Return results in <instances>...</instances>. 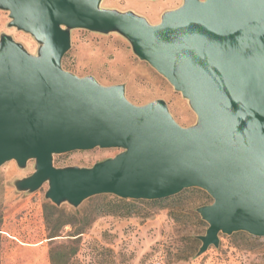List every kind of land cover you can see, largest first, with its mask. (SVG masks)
<instances>
[{
    "label": "water",
    "instance_id": "1",
    "mask_svg": "<svg viewBox=\"0 0 264 264\" xmlns=\"http://www.w3.org/2000/svg\"><path fill=\"white\" fill-rule=\"evenodd\" d=\"M102 0H0L8 26L30 34L35 54L0 34V166L31 174L19 191L47 183L45 198L77 207L103 193L157 200L197 187L207 224L197 254L219 233L264 236V0H182L150 23ZM115 32L187 99L180 125L163 99L129 101L124 84L103 85L63 68L71 30ZM95 147L121 151L92 166L56 167L53 155Z\"/></svg>",
    "mask_w": 264,
    "mask_h": 264
},
{
    "label": "rangeland",
    "instance_id": "2",
    "mask_svg": "<svg viewBox=\"0 0 264 264\" xmlns=\"http://www.w3.org/2000/svg\"><path fill=\"white\" fill-rule=\"evenodd\" d=\"M181 3L102 0L101 6L131 10L155 24L164 11ZM8 13L0 9V34H9L35 54L38 43L30 34L8 26ZM62 66L77 76L92 75L103 85L124 84L127 99L137 105L163 99L182 126L196 121L187 99L148 62L137 57L118 33L72 29ZM120 151L100 147L74 150L54 154L53 164L92 166ZM33 170L32 159L23 168L14 160L0 166V264H264V236L245 231L219 233L216 247L210 245L197 254L201 245L197 235L204 234L208 224L196 208L212 202L203 189L186 188L157 199L158 203L127 199L132 202L128 215L103 213L106 201L118 196L98 194L74 207L67 202L55 205L46 199L47 183L33 192L17 190L14 181ZM52 233L57 235L50 237Z\"/></svg>",
    "mask_w": 264,
    "mask_h": 264
},
{
    "label": "trees",
    "instance_id": "3",
    "mask_svg": "<svg viewBox=\"0 0 264 264\" xmlns=\"http://www.w3.org/2000/svg\"><path fill=\"white\" fill-rule=\"evenodd\" d=\"M145 202H147V203H158L160 201L159 200H153V201H145ZM131 208H132V202L131 201L124 199V198L112 197L106 201L103 209H101V212H103V213H119L121 215H128L132 210ZM46 217H48V216L46 215ZM62 224L63 223L58 224L56 228H58L59 225H62ZM79 232H82V231H78V233ZM56 235L57 234L52 233V235H50V237H54Z\"/></svg>",
    "mask_w": 264,
    "mask_h": 264
},
{
    "label": "built area",
    "instance_id": "4",
    "mask_svg": "<svg viewBox=\"0 0 264 264\" xmlns=\"http://www.w3.org/2000/svg\"><path fill=\"white\" fill-rule=\"evenodd\" d=\"M155 264H160V262L159 261H156Z\"/></svg>",
    "mask_w": 264,
    "mask_h": 264
}]
</instances>
